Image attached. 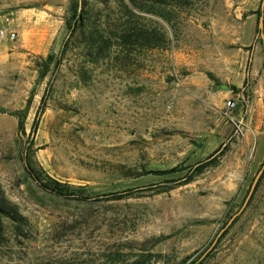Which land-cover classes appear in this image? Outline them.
<instances>
[{"label": "rangeland", "instance_id": "374dc122", "mask_svg": "<svg viewBox=\"0 0 264 264\" xmlns=\"http://www.w3.org/2000/svg\"><path fill=\"white\" fill-rule=\"evenodd\" d=\"M262 2L88 0V25L136 23L167 46L126 62L115 38L94 58L77 36L42 79L38 57L60 54L71 0H0V182L25 217L0 216V264H264ZM8 16L15 37L1 34ZM9 111L26 112L24 130ZM26 152L92 197L43 187Z\"/></svg>", "mask_w": 264, "mask_h": 264}, {"label": "trees", "instance_id": "16d2710c", "mask_svg": "<svg viewBox=\"0 0 264 264\" xmlns=\"http://www.w3.org/2000/svg\"><path fill=\"white\" fill-rule=\"evenodd\" d=\"M88 0H71V17L67 22L68 27V39L64 42L63 48L60 51V54L57 56L54 53L50 52L46 56H39L37 61V69L39 72V77L44 79L53 69H58L60 64L63 62L64 54L67 50L68 42L70 39H74L78 36V40H82L83 36L86 39L85 53L90 56H98L101 51L109 47L112 42L116 39L119 45V48L125 51L124 61L128 62L132 57V52L134 49L144 50L145 48H164L167 46L168 37L165 32L158 31L154 28L141 26L139 24L133 23L131 25L125 24L122 26L121 31H117L113 27H106L105 25L101 28L97 23L88 25V20H90V15L84 10V5ZM133 3L137 0H130ZM128 12L134 14V11L128 7ZM258 13L261 14V9H258ZM96 22L95 20H93ZM82 33V37H79ZM116 35V36H115ZM115 38V39H113ZM96 58V57H94ZM233 90L236 86L232 87ZM0 112H8L7 110L0 108ZM11 114L18 116L19 127L21 130L25 129V111H9ZM42 113L41 110L36 114L34 120V132L36 126L39 123L40 116ZM32 146V142L30 143ZM216 153L211 154L206 159L198 161L190 172L187 173L188 179L185 182H189L193 175H197L203 172L208 166L214 164L218 158L214 157ZM26 168L28 172L34 177L39 183L59 195L66 197H73L80 200H88L92 196L89 193L86 185H74L67 182H62L52 176L43 174L41 171L34 167L32 158L29 153L26 152ZM178 167H173L166 170L159 171L160 174H170L177 172ZM151 172V171H149ZM148 172V173H149ZM192 172V173H191ZM146 173V172H145ZM140 173V174H145ZM139 176V175H138ZM110 199H120L129 195L126 190L115 191L108 193ZM0 216L9 218L14 222H23L25 217L20 212L18 206L9 199L8 195L5 192V189L0 182ZM141 264H147L146 261L141 262Z\"/></svg>", "mask_w": 264, "mask_h": 264}, {"label": "built area", "instance_id": "2783aa9c", "mask_svg": "<svg viewBox=\"0 0 264 264\" xmlns=\"http://www.w3.org/2000/svg\"><path fill=\"white\" fill-rule=\"evenodd\" d=\"M5 23H6V26L1 29V34L3 36L9 35L10 37H15L16 36V32L13 29V27L10 26L13 23V19L8 16V17L5 18ZM227 106L229 108H233V107L236 106V102L234 100L230 99L229 101H227Z\"/></svg>", "mask_w": 264, "mask_h": 264}, {"label": "water", "instance_id": "95a60500", "mask_svg": "<svg viewBox=\"0 0 264 264\" xmlns=\"http://www.w3.org/2000/svg\"><path fill=\"white\" fill-rule=\"evenodd\" d=\"M259 29H260V32H261V35L264 39V0L262 2V6H261V16H260V19H259ZM255 183L253 184V187H254ZM252 187V189H253Z\"/></svg>", "mask_w": 264, "mask_h": 264}, {"label": "crops", "instance_id": "0c3cea01", "mask_svg": "<svg viewBox=\"0 0 264 264\" xmlns=\"http://www.w3.org/2000/svg\"><path fill=\"white\" fill-rule=\"evenodd\" d=\"M45 40H49L50 41V38L48 37V34L45 36ZM49 43V42H48ZM36 52H38L39 54H45V50H39V49H35Z\"/></svg>", "mask_w": 264, "mask_h": 264}]
</instances>
